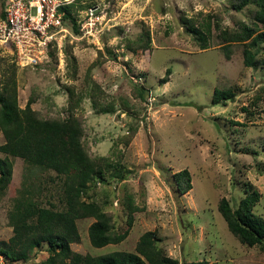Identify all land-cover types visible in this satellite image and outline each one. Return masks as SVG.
I'll list each match as a JSON object with an SVG mask.
<instances>
[{"label":"rangeland","instance_id":"rangeland-1","mask_svg":"<svg viewBox=\"0 0 264 264\" xmlns=\"http://www.w3.org/2000/svg\"><path fill=\"white\" fill-rule=\"evenodd\" d=\"M82 4L70 8L73 15L81 23L89 6L99 7L102 32L83 37L67 22L50 49L54 57L47 53L41 65H18L13 50L0 44V60L16 63L21 107L35 96L32 106L44 116H65L68 89L79 93L77 114L84 117L90 155H111L119 162L106 181L92 187V199L106 201L105 209L119 221L125 218L127 195L142 208L130 236L103 248L92 246L88 236L94 219H79L81 241L72 249L91 255L134 251L140 236L151 230L180 264L203 259L209 264H264V251L243 244L219 210L224 197L237 207L248 183L262 195L254 211L264 218V42L255 48L256 64L249 67L244 64L247 45L225 47L217 23L204 50L184 23L194 19L200 25L208 15H218L212 19L223 28L238 27L250 23L252 8L236 11L229 0ZM143 23L150 29L151 47L133 53L126 41L139 37ZM164 77L169 81L162 83ZM216 88L231 90L234 97L213 104ZM4 142L0 133V145ZM12 161V181L0 193V241L6 244L13 236L11 212L23 196L42 206L65 207L62 180L54 171L18 157ZM183 169L190 171L193 187L181 194L174 174ZM46 248L44 244L27 261L10 262L0 255V264H39L48 256Z\"/></svg>","mask_w":264,"mask_h":264},{"label":"trees","instance_id":"trees-1","mask_svg":"<svg viewBox=\"0 0 264 264\" xmlns=\"http://www.w3.org/2000/svg\"><path fill=\"white\" fill-rule=\"evenodd\" d=\"M82 1L75 0L60 7L64 24L69 22L77 34L80 33V22L70 8H83ZM229 1L236 11L252 8L249 24L223 28L219 20L215 22L212 19L213 16L219 18L218 15H208L207 21L200 25L194 19H184V23L202 50L210 47L209 38L214 23H217L218 37L225 47L232 43L247 45L244 49V64L253 67L258 53L255 48L264 42V0ZM4 4L2 2L0 18L4 17ZM151 43L150 29L143 23L142 33L136 39H127L126 48L135 53L150 49ZM50 54L54 57L52 51ZM74 58L72 64L76 75ZM0 69V133L5 139L0 145V152L5 154V157H0V193L10 185L14 170L12 157H18L30 165L54 171L62 180L65 204L63 209H57L54 205L46 207L31 197L23 196L11 212L13 236L7 244L0 241V255L10 262L27 261L46 244L48 256L39 264H180L179 260L168 256L159 246L157 233L151 230L140 236L134 251L116 250L91 255L72 249V244L81 241L77 225L79 219H94L89 226L88 236L92 246L103 248L110 244H120L130 236L136 213L142 208L135 203L132 194L127 195L123 205L125 218L119 221L113 211L105 209L106 201L92 199L89 193L92 187L99 181H106L119 162L111 155H90L84 138V117L77 114L81 97L75 88L70 87L67 91V115L44 116L32 106L37 100L35 96L30 97L25 107L20 106L16 63L0 60ZM168 81L164 77L161 82ZM233 97V91L216 88L212 103L219 104ZM93 102L94 107H97V101L94 99ZM102 112L110 110L102 109ZM174 177L181 194L192 189V175L188 169L176 172ZM244 194L237 207H233L229 199L222 198L219 210L229 230L243 244L259 246L264 251V218L254 211L262 195L248 183ZM184 264L209 262L203 259Z\"/></svg>","mask_w":264,"mask_h":264},{"label":"built area","instance_id":"built-area-1","mask_svg":"<svg viewBox=\"0 0 264 264\" xmlns=\"http://www.w3.org/2000/svg\"><path fill=\"white\" fill-rule=\"evenodd\" d=\"M66 0H5L4 17L0 18V44L9 46L18 65L35 67L47 61L57 36L64 29L60 7ZM80 23L83 37L98 36L102 15L97 6L88 8Z\"/></svg>","mask_w":264,"mask_h":264}]
</instances>
